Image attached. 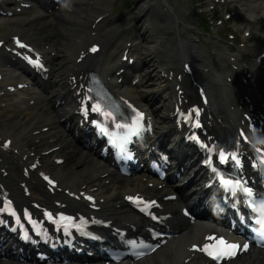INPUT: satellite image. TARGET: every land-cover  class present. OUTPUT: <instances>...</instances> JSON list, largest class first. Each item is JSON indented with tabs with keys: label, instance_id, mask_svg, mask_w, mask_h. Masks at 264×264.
<instances>
[{
	"label": "bare ground",
	"instance_id": "obj_1",
	"mask_svg": "<svg viewBox=\"0 0 264 264\" xmlns=\"http://www.w3.org/2000/svg\"><path fill=\"white\" fill-rule=\"evenodd\" d=\"M96 1L98 0H72L73 6L70 11H59L56 15V21L53 24V26H50L49 28L41 27L40 25L33 24L29 18H3L0 17V26L3 25H13V27L18 28L23 35H25L27 38H29L32 41H43L44 39L51 38L52 41L50 42V45L56 49L58 56L60 60H58L56 67H57V78L60 77L61 72L63 71V61H66L68 59H71L73 55H75L76 52L81 49L82 45H84L87 41V30H89L91 18L95 17L96 15H92L94 12L98 10V6ZM139 3H142V0H139ZM255 10H253L249 16L254 17L256 20H258L260 23L264 22V0L259 1L254 4ZM152 5H150L148 2L142 3L140 5L139 9V15L144 14L145 12H153ZM154 9V8H153ZM101 11V10H100ZM86 13V14H85ZM99 13V12H98ZM102 13V12H101ZM100 14V13H99ZM167 18L166 20H168ZM48 22V21H45ZM67 23V24H65ZM170 25H173L174 27H178L179 23L178 21L173 23L171 20H169ZM119 24H122V21H120ZM123 26V25H121ZM115 27L111 31V28ZM120 26H111L110 29H108L107 33L111 35V33L115 32L116 29H119ZM169 29V28H168ZM121 30V29H120ZM118 30V32L120 31ZM50 35V36H48ZM53 36H55L53 38ZM107 37V36H106ZM177 38L178 36L175 35ZM108 38V37H107ZM110 40V39H108ZM191 49H194L195 52L200 51V48L192 44L190 46ZM153 52H149L147 55H150ZM56 61V59H55ZM74 61V60H73ZM148 61V60H146ZM94 65H97L100 67L96 62H91ZM150 76V72L148 73ZM213 79V80H212ZM211 79V83L217 86L220 89H223L222 83L220 82L219 76H213ZM59 80V79H58ZM60 81V80H59ZM61 85V82L59 83V86ZM164 86V84H161L157 90H154L155 95H162L159 94L160 87ZM151 92L150 91H143L141 98L138 97V100L144 104L146 107L150 108L151 112L153 114H159L158 108L154 106V99L150 97ZM64 111V108L62 109ZM232 113H235L237 115V111H233ZM31 117L34 124H42L41 126H46L49 121H52L54 119V116L51 114H45L44 112H38L33 111L31 112ZM162 120V129H166L168 127L169 122L166 121L165 117L160 116ZM237 118V117H235ZM23 123V120L20 118L16 119L15 126L13 128L8 129L6 132H13L15 131V127H19ZM40 126V127H41ZM40 127H35L32 130H36ZM20 129V128H19ZM28 129V128H27ZM26 131L23 130L21 133H19V137H21V134ZM161 139V138H159ZM157 141H161V140ZM71 146L72 143H70ZM69 157V156H68ZM69 159L74 160V166H53L50 163L46 162L45 167L49 170H52L56 177H58L61 182L64 184H72L74 187L79 186L80 184H83L85 182H89L90 180H93L95 177H97L98 173L105 172L104 169L102 170H96L95 166L92 162H94L93 159H91V162L89 164H86L83 161V155H74L72 158L69 157ZM76 166V167H75ZM78 166V167H77ZM77 168V169H75ZM131 184H122L117 185L114 184L110 191L112 196H115L117 192H120L121 190H127L131 188ZM121 200V196L118 197L113 203H118ZM110 206V205H109ZM112 213L117 214L119 216H125L128 214L133 213V211L129 210L126 206H122L120 209H117L115 207L109 208ZM135 214V213H134ZM181 227V234L178 238L175 239L177 241V244H170L164 247H161L159 250L155 252V254L152 256V258L147 259L146 261H142L140 264H170L172 261L176 263H180L186 254L184 246L188 244L189 242L199 239L201 234L208 230L209 227L205 226L202 222L195 223L193 225L191 224H185L183 222L180 223ZM204 262L200 261L199 259H193L190 264H202ZM3 264V263H1ZM237 264H264V258L259 259L256 254L249 253L248 255L244 256L239 263Z\"/></svg>",
	"mask_w": 264,
	"mask_h": 264
},
{
	"label": "rangeland",
	"instance_id": "obj_2",
	"mask_svg": "<svg viewBox=\"0 0 264 264\" xmlns=\"http://www.w3.org/2000/svg\"><path fill=\"white\" fill-rule=\"evenodd\" d=\"M173 5L177 4L181 8L182 14L186 15L188 19H190L191 13H190V6H189V0H169ZM121 4L124 5V9H119V12L112 18V21L119 18V17H124L125 23L124 27H132L134 26V29H137L138 26H144V27H150V24L152 23V12H145L144 14L139 15V9L140 5L142 3L148 2L150 5H154L153 0H142V3H139V0H120ZM98 10L94 12L92 15L97 14L99 10H102L106 6V0H98L96 1ZM238 7L241 9V17L239 19V26L243 27H250L253 32V37H258L262 31H264V24H261L258 20H256L254 17H250L249 14L255 10V5L253 0H241L238 1ZM154 7V6H153ZM152 7V9H153ZM72 7H68V10H71ZM33 13H28L26 17H29ZM86 14V13H85ZM92 20V18L90 19ZM55 21V18H54ZM67 24V23H65ZM3 29H10L7 25L0 26V30ZM145 38H147V33L145 32ZM148 40V39H147ZM151 41L148 40L145 43V51L146 48H149ZM200 47H202L200 45ZM57 60H60L59 56L57 57ZM64 63V62H63ZM148 70L151 71L152 74V79H148V84L155 78H157V73L155 70L152 69V67H149ZM154 88L153 86H148V89ZM157 99L159 96H156ZM8 97L7 99H9ZM2 100V99H0ZM163 103L165 102H157L155 106L159 108V114L164 115V109L162 107ZM44 110L41 107H32L27 109L26 111L21 108V107H15V106H7L5 109H3V122H4V129H10L15 126L16 119H22L23 123L19 126L21 129H19V133L22 132L23 130L27 129L28 127L31 126L32 119H25L27 117H30L29 115L32 111H41ZM162 110V111H161ZM19 127H15V129H18ZM31 128V127H30ZM28 131V130H27ZM73 157V156H72ZM71 157V158H72ZM74 160H68L66 162V166H74L73 164ZM76 167V166H75ZM78 167V166H77ZM77 169V168H75Z\"/></svg>",
	"mask_w": 264,
	"mask_h": 264
},
{
	"label": "snow or ice",
	"instance_id": "obj_3",
	"mask_svg": "<svg viewBox=\"0 0 264 264\" xmlns=\"http://www.w3.org/2000/svg\"><path fill=\"white\" fill-rule=\"evenodd\" d=\"M91 51L95 52L96 48H92ZM96 110H99V105H96ZM221 156H223V153H221ZM47 179V177H45ZM226 184L230 183L229 181H225ZM245 191H249L248 189H245ZM51 218V217H50ZM61 219H64L63 217ZM221 245H224L222 249H220L217 252L209 251L208 254L212 255L214 258H220L221 256H232L235 255V249L239 247L237 244H228L225 241L221 240L219 241ZM244 248H247V245L243 246ZM205 251L208 250L207 246L204 249Z\"/></svg>",
	"mask_w": 264,
	"mask_h": 264
}]
</instances>
